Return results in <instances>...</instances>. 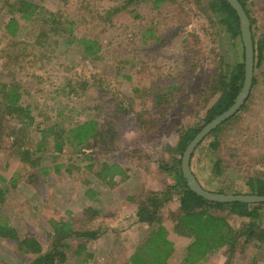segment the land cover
<instances>
[{
	"label": "rangeland",
	"instance_id": "374dc122",
	"mask_svg": "<svg viewBox=\"0 0 264 264\" xmlns=\"http://www.w3.org/2000/svg\"><path fill=\"white\" fill-rule=\"evenodd\" d=\"M33 2L43 10L33 22L21 21L25 27L17 39L18 46L25 47L19 59L26 53L30 63L15 62L27 82L23 104L35 120L28 129L30 146L37 148V129L44 126L45 117L65 127L91 119L115 140L109 147L98 142L85 150L65 143L60 153L52 151L50 142L34 154L45 170L23 164L8 143L0 141V174L6 178L0 186L7 188L0 216L20 238L34 236L44 248L49 244L50 219L74 220L77 229H99V237L87 242L92 257L71 253L80 241L73 239L64 264H131L129 256L152 228L137 219L138 202L149 191L161 195L174 182L160 167L169 162L179 133L203 124L204 112L215 100L209 89L212 74L223 62L241 58L242 45L219 33L199 10L196 14L189 10L190 0H164L159 5L143 0L125 7L123 0ZM246 2L255 38H260L264 0ZM116 7L120 9L113 11ZM7 18L0 19V39ZM81 37L98 42L96 59L85 54L78 42ZM1 42L2 47L6 40ZM262 55L244 106L205 136L191 154V171L208 190L222 186L227 193L247 194L243 185L247 178H264V51ZM67 80L75 84L69 93L68 88L60 89ZM76 82L87 86L78 87ZM161 92L158 112L164 114L157 115L153 107ZM214 141L216 149L211 148ZM216 158L221 160L222 174L213 176ZM104 163L120 165L125 176L115 175L110 186L102 183L97 174ZM57 164L59 170L54 169ZM38 170L36 182L29 183L27 172ZM86 208L99 213L87 215ZM177 209L175 193L161 207L173 242L168 264H185L189 243L173 231L170 214ZM227 218L235 229L249 223V218L234 214ZM255 222L252 236L240 238L234 251L219 248L197 264H264V207ZM29 258L15 241L0 238V264H28Z\"/></svg>",
	"mask_w": 264,
	"mask_h": 264
},
{
	"label": "trees",
	"instance_id": "16d2710c",
	"mask_svg": "<svg viewBox=\"0 0 264 264\" xmlns=\"http://www.w3.org/2000/svg\"><path fill=\"white\" fill-rule=\"evenodd\" d=\"M123 1L125 4L123 7H125L126 5L143 0ZM163 1L153 0V4L159 5ZM238 1L243 6L250 21L254 50V72V69L259 66L263 58L264 36L255 38L252 28L254 20L250 16L247 2L246 0ZM188 4L191 6L189 10L194 9V14L199 10L206 16L207 22L212 23L211 26L216 27L219 33L222 32L223 35L227 34L234 42L239 40L242 45L239 18L227 0H190ZM119 9L116 7L113 8V11H118ZM42 10V6L34 3L33 0H0V19H3L6 15L8 16L7 20L3 23L5 35L0 39V60H2L0 62V141L8 143L9 148L12 149V153H15L16 157L23 164H26L30 168L39 167L40 170H45L44 167L39 166L40 160L34 154L40 152L46 145H51L50 142H53L52 151L60 153L65 143H75V147L80 146L84 150L87 146L91 147L92 145L95 147L99 143H106L107 147H109L111 141L115 140V136L112 133L106 134L105 132L104 134L103 131L97 128V123L91 119L80 121L79 123L74 122V124L65 127L58 120L45 117L44 126L37 129L39 132L37 148L33 150L30 146V133L28 129L34 124L35 120L29 106L23 104L22 100L28 95L24 87V83L27 82H23L19 75L20 69L15 66V62L18 60L24 66H28L30 60L26 53L19 59V56H22L24 53L22 51L25 50V47L18 46L21 41L17 39H19L22 26L25 27L21 21L33 22L39 17ZM59 24H62V22H59ZM41 36L42 34H39L38 37ZM3 39L6 40V43L1 47ZM78 42L83 46V50L87 56L94 59L98 57L99 44L97 41L81 37L78 39ZM3 70L7 71L4 72ZM244 72V48L242 45L241 58L236 59L231 64L223 62L220 68L212 74L209 89L212 90L215 100L204 112L203 124L200 126H189L186 130L180 132L169 162L162 163L160 167L163 172L173 176L174 182L167 186L166 192H163L161 195L149 191L144 195L143 200L138 202L137 219L140 222L148 223L152 228L142 243L136 246L129 256L131 264H168V258L173 251V242L170 240L169 231L163 223L161 207L175 193L178 197V209L177 212H171L170 215L175 234L189 240L183 256L185 264H197L199 261L204 260L208 254L222 247H226L229 252H232L236 249L240 238H250L254 233V227L257 225L255 220L259 216V211L264 207V202H218L204 199L188 187L180 168L181 156L188 143L204 125L227 110L234 103L243 85ZM254 82L255 75L252 77V84ZM76 85L78 87H85L87 83L76 82ZM64 88H68V93L72 92L75 90V84L67 80L60 87V89ZM163 95L162 92L156 94L153 111L157 115L164 114L162 110H160V113L158 112L162 107L160 104H162ZM247 97L249 98V94ZM245 102L246 100L239 110L244 106ZM237 112L227 120L233 118ZM141 124L143 125L145 122L142 121ZM218 128L219 125L210 132H215ZM111 129L113 128L109 126L108 130L110 132H112ZM216 147L217 141H214L211 144V148L216 149ZM89 166L91 167V164ZM59 167L60 165L57 164L54 169L59 170ZM211 169L213 176L222 174L221 160L219 158L215 159ZM40 170L34 173L28 171L25 176L29 179L27 181L29 183L36 182L38 179L36 173H39ZM192 173L198 180L195 173L193 171ZM119 174L125 176V171L120 165L116 163H104L97 176L102 183L110 186L114 183V176ZM4 181H6V178L0 174V182ZM243 185L249 190L245 192L247 194L264 195V178L258 175L247 178ZM212 191L227 193L226 188L222 186H217ZM6 194L7 188L0 186V205L3 203ZM234 194H240V192H234ZM164 196L166 197L164 198ZM223 211H226V213ZM84 212L90 216L99 213L98 210L91 208H86ZM229 214L247 217L249 218V223L244 228L235 229L228 221L227 217ZM49 226L51 229L50 233L47 234L49 244L44 248L42 243L34 236H23L20 238L8 220L0 216V238L15 241L17 249L22 254L30 256L28 264H64L67 259V251L72 247L71 242L73 239L80 241L72 248L71 253L83 257V259L92 257V253L87 251V242L99 237V229H77L74 226V220L65 219H50Z\"/></svg>",
	"mask_w": 264,
	"mask_h": 264
},
{
	"label": "water",
	"instance_id": "95a60500",
	"mask_svg": "<svg viewBox=\"0 0 264 264\" xmlns=\"http://www.w3.org/2000/svg\"><path fill=\"white\" fill-rule=\"evenodd\" d=\"M229 4L234 8L239 18V28L242 45L244 48V81L243 85L237 94L234 103L224 112L213 118L210 122L204 125L194 138L186 146L181 157V171L186 180L188 187L196 194L202 196L209 201L218 202H231V201H243V202H264V195L256 194H233V193H220L208 190L204 188L196 179L190 168V158L195 147L211 130L217 125L221 124L228 118H230L235 112H237L240 106L246 100L250 88L252 85L253 77V64H254V50L253 42L250 30L249 18L238 0H227Z\"/></svg>",
	"mask_w": 264,
	"mask_h": 264
}]
</instances>
